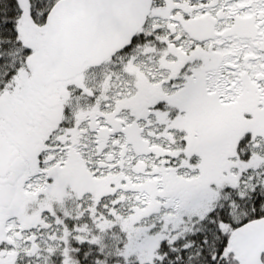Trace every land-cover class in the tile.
<instances>
[{
  "label": "snow or ice",
  "instance_id": "1",
  "mask_svg": "<svg viewBox=\"0 0 264 264\" xmlns=\"http://www.w3.org/2000/svg\"><path fill=\"white\" fill-rule=\"evenodd\" d=\"M0 264H264V0H0Z\"/></svg>",
  "mask_w": 264,
  "mask_h": 264
}]
</instances>
